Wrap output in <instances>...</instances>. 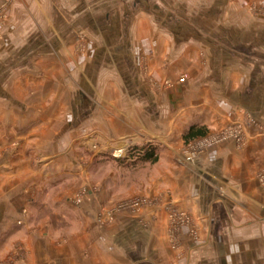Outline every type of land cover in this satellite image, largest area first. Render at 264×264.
Masks as SVG:
<instances>
[{
	"label": "crops",
	"instance_id": "obj_1",
	"mask_svg": "<svg viewBox=\"0 0 264 264\" xmlns=\"http://www.w3.org/2000/svg\"><path fill=\"white\" fill-rule=\"evenodd\" d=\"M4 2L0 44L43 43L38 66L31 46L10 52L28 61L18 85L47 95L39 129L25 115L22 131L0 130V147H19L0 167V264H264V0ZM11 110L0 123L16 122ZM191 126L205 134L185 141ZM230 128L238 138L176 160ZM85 137L159 144L144 204L107 216L54 199L52 216L35 217L40 201L18 190L55 182L67 164L50 155L74 156Z\"/></svg>",
	"mask_w": 264,
	"mask_h": 264
},
{
	"label": "rangeland",
	"instance_id": "obj_2",
	"mask_svg": "<svg viewBox=\"0 0 264 264\" xmlns=\"http://www.w3.org/2000/svg\"><path fill=\"white\" fill-rule=\"evenodd\" d=\"M7 6L8 3H0V23H2L7 17ZM1 44L0 88L2 87L5 90H0V103L4 104L3 106H0V116H7L8 110L12 109L11 115L16 122L8 123L7 121H3V123H0V130L4 133L7 132V134L13 130H16L15 133L22 131V128H20L22 121L18 120H20L22 116L25 117V115L36 117L37 120H33L32 124H36L39 129V117L41 114L39 101L40 97H46L47 94L45 91H40L37 87H33V83H30L32 87H26L21 84V86L18 85L19 82L23 81L26 71L24 69L27 66L25 63L28 61H25L24 63L22 56L14 57L11 54H13L15 48L18 50L17 45L21 46V50L31 46L33 52L31 65L38 66L39 51H41L43 43L39 40H34L29 43L16 42L15 45L12 43L6 45ZM35 71L38 72L37 69ZM32 76L38 77L39 75L34 74ZM181 77H184L185 80L187 74L183 73L180 75V78ZM14 84L16 88L14 87ZM48 92L50 93V91ZM55 94L53 95L50 93L48 96L53 97ZM219 135L222 134L220 133ZM213 138V136L198 138L191 142L189 149H187V145H183L185 146V151L178 155L179 157L176 156V160L181 164H187V151L188 153L193 152V148H199L203 143L205 144ZM88 139L89 137H85L80 140V144L75 150V152L78 153L74 156L70 153L59 156L50 155L49 160H56L57 157L62 156L66 162L65 164H67L66 168L58 171V174L56 175V177H58L56 178L57 181L55 180V182L42 187L33 184L30 189L21 187L18 190L17 197L25 194L27 199L31 201H34V198L37 199L36 201H40L35 202V205L31 208L35 213V217L46 213H48L47 215L52 216L50 213L51 209H54V199H60L57 206L65 211L79 208L81 211L88 212L93 209L94 205L95 208H98V212H105L108 216L110 215L107 214L108 212L110 213L116 210H134L135 207H133V203L137 199H141L140 195H138L140 183L151 175L155 166L153 163L129 159L128 153L123 157L116 158L113 155V150L117 147H121V145H114L112 141L107 143L104 140H96L97 142H94L93 140L88 141ZM148 139L149 138L146 137L141 143L150 140ZM16 141L13 143V139H6L4 145H2L3 147H0V167L5 162H8V160H13L15 156L19 155L18 142ZM135 144L136 143L132 145ZM28 154L29 153L27 152L25 155ZM40 157V154H35L32 156V161L39 162L41 159V162H43V158ZM72 159L77 160V164L75 163V165L69 167L68 164ZM45 160H47V158ZM54 165H56V163ZM57 165L60 166V164ZM56 171L57 170L51 168L48 172L46 171V173L52 174ZM44 173L45 172H43V174ZM35 177L34 174V178ZM91 194H94V198H87ZM142 200L143 202L141 206L145 202L144 198ZM100 213L97 214L99 215V218L97 217V222L103 223L107 218L102 217ZM17 224H22V219H19Z\"/></svg>",
	"mask_w": 264,
	"mask_h": 264
},
{
	"label": "trees",
	"instance_id": "obj_3",
	"mask_svg": "<svg viewBox=\"0 0 264 264\" xmlns=\"http://www.w3.org/2000/svg\"><path fill=\"white\" fill-rule=\"evenodd\" d=\"M194 128L195 126H191L189 131L185 133V141H187V137L202 136L205 134V130H194ZM158 152L159 144L153 140H149L131 146L128 150V158L134 161L154 163L158 159Z\"/></svg>",
	"mask_w": 264,
	"mask_h": 264
},
{
	"label": "built area",
	"instance_id": "obj_4",
	"mask_svg": "<svg viewBox=\"0 0 264 264\" xmlns=\"http://www.w3.org/2000/svg\"><path fill=\"white\" fill-rule=\"evenodd\" d=\"M184 80V77H181L179 79V81H183ZM225 131V132H224ZM222 132H219L216 136H214V138L211 140V141H207L205 144L203 143L199 148H193V153L194 154H197L200 150H202L204 147L212 144V143H215L217 142L218 140H222L224 138H228V137H239L238 135V131L236 129H226ZM227 132V133H226ZM222 134V135H219V134ZM133 146V145H125V146H121V147H117L113 150V155L116 157V158H119V157H123L124 155H127L128 153V150L129 148ZM190 157L192 156H188L187 159H191ZM260 182H261V185L264 189V175L260 177ZM143 200L142 199H137L134 203H133V207L134 210H137L141 207V204H142Z\"/></svg>",
	"mask_w": 264,
	"mask_h": 264
}]
</instances>
